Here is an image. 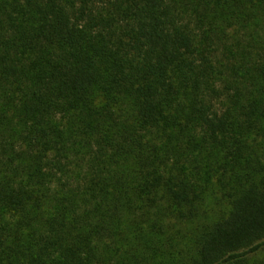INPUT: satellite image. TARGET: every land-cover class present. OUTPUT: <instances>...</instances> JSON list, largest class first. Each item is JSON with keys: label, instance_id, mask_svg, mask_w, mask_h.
I'll use <instances>...</instances> for the list:
<instances>
[{"label": "trees", "instance_id": "16d2710c", "mask_svg": "<svg viewBox=\"0 0 264 264\" xmlns=\"http://www.w3.org/2000/svg\"><path fill=\"white\" fill-rule=\"evenodd\" d=\"M0 264H264V0H0Z\"/></svg>", "mask_w": 264, "mask_h": 264}]
</instances>
